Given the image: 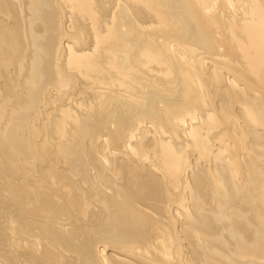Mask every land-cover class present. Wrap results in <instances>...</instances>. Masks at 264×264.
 <instances>
[{
  "label": "bare ground",
  "instance_id": "bare-ground-1",
  "mask_svg": "<svg viewBox=\"0 0 264 264\" xmlns=\"http://www.w3.org/2000/svg\"><path fill=\"white\" fill-rule=\"evenodd\" d=\"M0 264H264V0H0Z\"/></svg>",
  "mask_w": 264,
  "mask_h": 264
}]
</instances>
